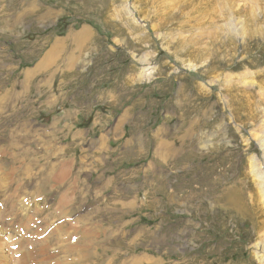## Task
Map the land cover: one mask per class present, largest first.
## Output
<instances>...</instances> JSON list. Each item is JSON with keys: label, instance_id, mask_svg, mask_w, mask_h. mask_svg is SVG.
<instances>
[{"label": "rangeland", "instance_id": "374dc122", "mask_svg": "<svg viewBox=\"0 0 264 264\" xmlns=\"http://www.w3.org/2000/svg\"><path fill=\"white\" fill-rule=\"evenodd\" d=\"M251 12L0 0V264H264Z\"/></svg>", "mask_w": 264, "mask_h": 264}, {"label": "bare ground", "instance_id": "6f19581e", "mask_svg": "<svg viewBox=\"0 0 264 264\" xmlns=\"http://www.w3.org/2000/svg\"><path fill=\"white\" fill-rule=\"evenodd\" d=\"M250 5H251V10H252L250 14V21L253 26H258L259 25L258 22L261 21L260 18L264 16V12L261 11L260 9V6H264V0H250ZM237 14L241 16L242 11L240 9H237ZM210 15H211V8L207 7L205 11V18L208 20ZM232 28L235 31H238V32L241 31L240 24L232 25ZM262 32L263 30H260V31L255 30V31L250 32L247 35V40H254V36ZM262 40H264V38ZM258 146L260 148L261 154L259 158H256V157L254 158L253 164H256V165H254L253 170L256 173L258 181L261 184V188H264V143H260Z\"/></svg>", "mask_w": 264, "mask_h": 264}]
</instances>
